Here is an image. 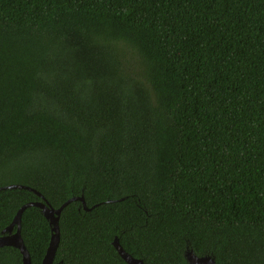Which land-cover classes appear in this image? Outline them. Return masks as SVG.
I'll list each match as a JSON object with an SVG mask.
<instances>
[{
  "label": "trees",
  "instance_id": "obj_1",
  "mask_svg": "<svg viewBox=\"0 0 264 264\" xmlns=\"http://www.w3.org/2000/svg\"><path fill=\"white\" fill-rule=\"evenodd\" d=\"M80 195L53 264H264V0H0V235Z\"/></svg>",
  "mask_w": 264,
  "mask_h": 264
},
{
  "label": "water",
  "instance_id": "obj_2",
  "mask_svg": "<svg viewBox=\"0 0 264 264\" xmlns=\"http://www.w3.org/2000/svg\"><path fill=\"white\" fill-rule=\"evenodd\" d=\"M7 187L27 188L23 185H18V184L17 185L11 184L8 185ZM28 189L30 188L28 187ZM72 200L82 201L83 207L85 209L87 208L84 202L83 195L73 196L67 199L57 208L54 207L52 208L51 206H48V204L45 203L44 201H33V202L24 203L16 211L11 223L2 230V234L0 235V246L10 245L18 248L22 256V264H31L29 251L27 250L20 235V220H21V214L26 207L36 206L40 208L42 214L48 220L51 230L50 240L40 264H53L56 248L59 243V225H58L59 215L63 207ZM14 225H16V230L13 232L12 229ZM112 243L116 248V250L118 251V253L120 254V256L127 262V264H145L142 259L134 258L129 253H127L119 244V240L117 236L114 237ZM185 258L188 264H216L213 258L209 256L199 257L196 256L191 251H187L185 253Z\"/></svg>",
  "mask_w": 264,
  "mask_h": 264
}]
</instances>
